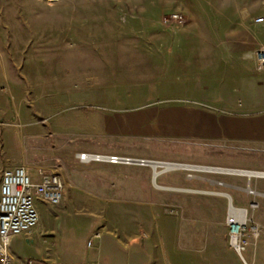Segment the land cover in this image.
<instances>
[{"label": "rangeland", "instance_id": "obj_1", "mask_svg": "<svg viewBox=\"0 0 264 264\" xmlns=\"http://www.w3.org/2000/svg\"><path fill=\"white\" fill-rule=\"evenodd\" d=\"M254 44L264 0H0V165L64 186L34 201L15 262L264 264V179L201 170L264 171ZM224 195L245 202L239 253Z\"/></svg>", "mask_w": 264, "mask_h": 264}, {"label": "built area", "instance_id": "obj_2", "mask_svg": "<svg viewBox=\"0 0 264 264\" xmlns=\"http://www.w3.org/2000/svg\"><path fill=\"white\" fill-rule=\"evenodd\" d=\"M170 19L178 21V23L182 22V17L177 14H173ZM262 22L263 18L261 17L253 19V23L259 24ZM254 58L258 67L264 65V46H259L255 49ZM78 159L80 162L94 161L108 162L110 164H118L120 162L131 164L130 160H132L118 156L86 153L78 155ZM63 188V182L59 176L53 173H41L38 180H33L24 167L3 171L0 178V264H16L8 249L9 240L13 236L29 233L37 224L38 214L34 201L41 200L50 205H57L62 200ZM248 193L252 194L253 192L248 189ZM241 238L240 231L238 232L237 230L233 239L230 232L228 243L236 253H239L246 245ZM21 264L34 263L28 260Z\"/></svg>", "mask_w": 264, "mask_h": 264}, {"label": "crops", "instance_id": "obj_3", "mask_svg": "<svg viewBox=\"0 0 264 264\" xmlns=\"http://www.w3.org/2000/svg\"><path fill=\"white\" fill-rule=\"evenodd\" d=\"M258 45H251L250 47H249V50H248V54H249V56H250V58L252 59V60H254L255 61V58H254V51H255V49L256 48H258L257 47ZM254 58V59H253ZM255 63H256V61H255ZM256 65V67H257V69H260V68H263L264 67V65L262 66V67H258V65H257V63L255 64ZM14 167L15 168H17V167H22V166H20L19 164H15L13 167H10V168H6V167H4L3 165H0V173H2L3 171H5V170H9V169H14ZM199 168V167H198ZM209 169V168H208ZM208 169L207 170H205L206 172H210V173H215V174H224V175H235V174H230V173H224V172H218V170H222L221 168H215V169H213V168H211L210 170H212V171H208ZM225 169V168H224ZM232 169H235V170H237V171H245V172H254V173H261V174H264V171H262V170H255V169H244V168H230V169H226V170H232ZM165 171V170H164ZM197 171V170H196ZM42 172H40L39 174H38V177L37 178H35V177H32V175L30 174V177L33 179V180H38V178H39V176H40V174H41ZM154 173H155V171H154ZM159 174V173H158ZM157 174V175H158ZM57 175V174H56ZM156 174H155V176H157ZM237 175H239V176H242V177H245L246 179L247 178H251V179H253L254 180V183H255V186H258L259 184H260V181H261V179H264V176H258V175H252L251 177H249V176H246V175H242V174H237ZM239 186H234V185H231L230 184V186L228 185V188H230L231 190H235L236 191V188H238ZM184 191V190H183ZM253 191V190H252ZM254 192V191H253ZM199 193H203V192H201V191H199ZM255 193V195H260V196H262V194H260V192H254ZM226 198H227V200H228V202H230L231 201V205H228V207H227V211H228V214H229V211H230V209H232V208H240V209H244L245 207H244V200L242 199V198H240L239 196H234L233 198H231L230 197V195H224ZM233 201H234V205H233ZM229 204V203H228ZM12 256V255H11ZM13 258V257H12ZM13 260H14V258H13ZM14 262H15V260H14ZM16 264H21V263H23V262H15Z\"/></svg>", "mask_w": 264, "mask_h": 264}, {"label": "bare ground", "instance_id": "obj_4", "mask_svg": "<svg viewBox=\"0 0 264 264\" xmlns=\"http://www.w3.org/2000/svg\"><path fill=\"white\" fill-rule=\"evenodd\" d=\"M167 164H170V163H167ZM148 165H150V167L153 169V171H155L156 175L158 174L159 168H163L165 171L180 168V167L169 166V165H166L163 163H151ZM174 165H176V164H174ZM182 168H184V167H182ZM203 169L207 170L208 168H203ZM187 170H189V169H187ZM245 175L251 177L254 174H245ZM227 222L229 225L232 226L231 236L233 239L234 234L237 232L239 227H241L244 223V212L242 210H238V209H234V208L230 209Z\"/></svg>", "mask_w": 264, "mask_h": 264}, {"label": "water", "instance_id": "obj_5", "mask_svg": "<svg viewBox=\"0 0 264 264\" xmlns=\"http://www.w3.org/2000/svg\"><path fill=\"white\" fill-rule=\"evenodd\" d=\"M130 162H131V164L146 165V166H150L148 164H151V163H157V162H154V161L135 160V159L130 160ZM176 165H180V164H176ZM213 169H215V168H213ZM201 170H204V169H201ZM218 172H224V173H230V174H242V175L255 174V175H258V176H264V174H261V173L245 172V171H237V170H226V169L218 170ZM154 176H155V173H154ZM242 211H244V210H242ZM231 229H232V227H231Z\"/></svg>", "mask_w": 264, "mask_h": 264}]
</instances>
